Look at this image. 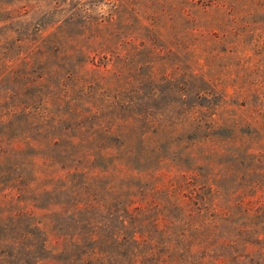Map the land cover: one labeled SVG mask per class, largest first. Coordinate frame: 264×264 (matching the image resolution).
Here are the masks:
<instances>
[{
    "label": "rangeland",
    "instance_id": "1",
    "mask_svg": "<svg viewBox=\"0 0 264 264\" xmlns=\"http://www.w3.org/2000/svg\"><path fill=\"white\" fill-rule=\"evenodd\" d=\"M12 112L25 185L0 189V224L29 212L41 264L86 259L71 242L88 221L106 244L185 238L195 264H264V0H0Z\"/></svg>",
    "mask_w": 264,
    "mask_h": 264
},
{
    "label": "trees",
    "instance_id": "2",
    "mask_svg": "<svg viewBox=\"0 0 264 264\" xmlns=\"http://www.w3.org/2000/svg\"><path fill=\"white\" fill-rule=\"evenodd\" d=\"M13 115V116H12ZM11 117L7 121L0 116V125L13 126L9 124L16 113L12 112ZM0 126V189L5 188H24L25 175L22 173V161L14 163L11 156L20 150L17 140L13 141L15 136L4 138L6 133L5 128ZM5 132V133H4ZM19 168L20 171L15 172ZM85 213L93 214L97 210L94 204L85 206ZM25 214H27L25 216ZM91 216V215H90ZM31 217L29 212L17 211L11 214L10 220L3 221L0 224V253L2 254H24L27 257H36L35 262L26 261V264H41L43 258V251L47 248L46 237H41L39 231L32 223L28 221ZM89 219V217H88ZM15 220V221H14ZM88 233V237H84L81 241L73 240V249H79L82 245H91L92 249L86 253L87 258L78 256L79 261H63L61 264H112L116 255L120 256L118 261L124 264H195V256L192 251V245L187 239H181L173 243L172 240H152L151 238L140 237L137 238L134 234L123 235L122 238L112 239L110 243L106 244L100 238L94 236V232H99L100 227L95 222L88 221L81 225ZM179 250V252H177ZM80 252L83 250L80 249ZM96 254V255H95ZM72 258V254H68ZM65 258V257H64ZM116 260V259H115ZM117 261V260H116ZM220 263V259L216 260ZM42 264H57L55 260H46ZM118 264V263H117Z\"/></svg>",
    "mask_w": 264,
    "mask_h": 264
}]
</instances>
